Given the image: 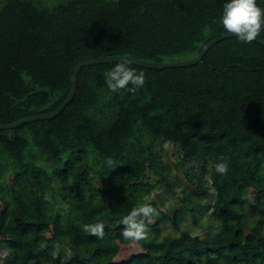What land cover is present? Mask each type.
I'll return each mask as SVG.
<instances>
[{
	"label": "trees",
	"instance_id": "trees-1",
	"mask_svg": "<svg viewBox=\"0 0 264 264\" xmlns=\"http://www.w3.org/2000/svg\"><path fill=\"white\" fill-rule=\"evenodd\" d=\"M224 2L55 0L43 6L0 0V123L57 110L81 61L198 55L226 33L218 23ZM257 2L264 8V0ZM257 37L264 39V27ZM116 63L83 66L75 97L57 116L0 129V264H264V44L234 36L195 65L129 63L145 74V83L114 93L104 72ZM99 92L105 98L89 118ZM131 140L168 141L183 162L203 159L200 172L183 170L178 201L150 199L162 183L173 192L168 166L158 152L147 160ZM31 144L43 161L26 159ZM147 170L159 182L151 183ZM7 173L20 186L23 181L26 192L32 180L42 192L40 204L31 193L17 197ZM51 190L58 203L70 206L50 204ZM143 206L152 209L137 217L143 238L126 239L123 218ZM199 210L207 221L190 245L182 241L191 232L181 221L190 213L200 223ZM166 222L174 232L163 233ZM96 224L103 235L93 233ZM136 241L143 253L116 262L118 245Z\"/></svg>",
	"mask_w": 264,
	"mask_h": 264
},
{
	"label": "rangeland",
	"instance_id": "rangeland-1",
	"mask_svg": "<svg viewBox=\"0 0 264 264\" xmlns=\"http://www.w3.org/2000/svg\"><path fill=\"white\" fill-rule=\"evenodd\" d=\"M36 3L43 5V6H50L54 4L55 0H34ZM105 98V95L102 92H99V103L96 107L91 108L87 112V116L89 118H95L97 116L96 109L97 107L101 104L102 100ZM131 144H133L134 147L140 149L146 156V159L149 160L153 154L158 152L159 154H162L164 163L168 166V170L170 173L169 180L172 182L173 185V192H168L166 193L165 186L164 184H160L158 188H155L154 192L152 193L150 199H156L159 200L160 202H165L168 204L175 203V200L178 201L183 193H184V182L185 179L183 177V170L187 169L189 166L194 167L195 172H200L201 170L199 169L198 165H201L203 162V159L200 158V156L197 157V161H189V162H183L182 158H180V152L177 149V147L168 141H158L157 143L155 142H149V143H142L137 140H131ZM26 159L29 161L37 162V161H43L44 160V155L41 153V151L35 147L34 144H31L26 152ZM200 163V164H199ZM147 175L149 176V181L151 183H156L159 182V177L147 170ZM6 184L8 186L13 188V191L15 192L17 197H21L25 195L28 197L29 193L32 194V197L37 205L40 204L41 202V196L42 192L37 190L35 187L34 183L32 180L29 181L30 184V189L27 190V192L21 187L23 186V181L21 182L20 186V179L18 180L15 175H9L8 173L4 175ZM23 180V179H22ZM262 180H264V172L262 173ZM16 185V187L14 186ZM96 186H99L100 183L98 181L95 182ZM204 185L208 189L210 188V181L206 177L204 178ZM48 188L50 185L47 186ZM190 191L193 188V186H190ZM168 191V190H167ZM210 191L213 192V189L210 188ZM160 197L157 195V193H160ZM234 194L236 195V192L234 191ZM199 198L206 204L210 205V199H208L205 196H199ZM46 200L52 204L60 207L62 204L65 205L66 207L70 206V203L68 201H64L60 199V203H58L54 197H53V192L52 190L47 193V198ZM197 216H200L198 224H194L193 222V217L190 213H185L183 220L181 221V226L183 227L184 230H189L191 233H185L183 236L182 241L193 245L194 241L196 240V235L197 233H200L202 230L199 228V224L205 223L207 221V215L205 214L204 210H199L197 213ZM174 232V229L172 228V224L169 222H166L164 225V232ZM55 246V243H53ZM143 253V249L141 248L139 242H135L133 244H120L118 245V253L115 257V261L118 263L128 261L130 258H132L134 255H138Z\"/></svg>",
	"mask_w": 264,
	"mask_h": 264
},
{
	"label": "clouds",
	"instance_id": "clouds-1",
	"mask_svg": "<svg viewBox=\"0 0 264 264\" xmlns=\"http://www.w3.org/2000/svg\"><path fill=\"white\" fill-rule=\"evenodd\" d=\"M218 23L227 33L236 36L240 41L251 42L264 27V8L258 5L257 0H225ZM130 61L120 60L110 70L104 72L107 87L112 92L126 88L128 85L135 88L142 87L145 83V74L129 67ZM217 170L224 172L223 165L218 164ZM152 209L143 206L133 210L123 218L125 225L123 236L126 239L136 240L143 238V224L137 219L141 214L147 215ZM103 226L96 224L92 231L94 234L103 235Z\"/></svg>",
	"mask_w": 264,
	"mask_h": 264
},
{
	"label": "water",
	"instance_id": "water-1",
	"mask_svg": "<svg viewBox=\"0 0 264 264\" xmlns=\"http://www.w3.org/2000/svg\"><path fill=\"white\" fill-rule=\"evenodd\" d=\"M229 37H234V35L229 34V33H223L222 35L213 38L210 40L206 46L203 48V50L196 56L183 59V60H175V61H164V62H157V61H151V60H145V59H140V58H134L130 56H124V55H112V56H103L99 57L96 59H88L79 62L73 72V77H72V88L64 102L61 104V106L50 113L47 114H37L34 116H28L25 118H22L16 122L13 123H7V124H2L0 123V129H11L18 127L24 123L32 122L35 120H41V119H49L57 116L60 114V112L73 100L75 97L76 91H77V84H78V74L81 71L83 66H89V65H94V64H104V63H112V62H119L120 60L127 59L130 61L131 64L135 65H141L145 66L148 68H156V69H163V68H169V67H185V66H190V65H195L199 62H201L205 56V54L209 51V49L215 45L217 42L229 38ZM254 40L263 43L264 44V39L260 37H256Z\"/></svg>",
	"mask_w": 264,
	"mask_h": 264
}]
</instances>
